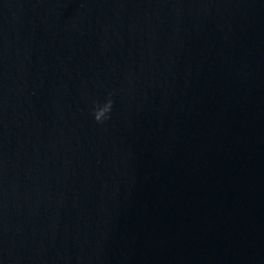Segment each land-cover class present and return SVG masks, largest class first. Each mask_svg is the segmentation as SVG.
Segmentation results:
<instances>
[{
  "label": "water",
  "instance_id": "1",
  "mask_svg": "<svg viewBox=\"0 0 264 264\" xmlns=\"http://www.w3.org/2000/svg\"><path fill=\"white\" fill-rule=\"evenodd\" d=\"M0 264H264V0H0Z\"/></svg>",
  "mask_w": 264,
  "mask_h": 264
},
{
  "label": "clouds",
  "instance_id": "2",
  "mask_svg": "<svg viewBox=\"0 0 264 264\" xmlns=\"http://www.w3.org/2000/svg\"><path fill=\"white\" fill-rule=\"evenodd\" d=\"M113 101L111 99V93L103 101V103L93 101L92 116L97 123H103L109 118V113L112 108Z\"/></svg>",
  "mask_w": 264,
  "mask_h": 264
}]
</instances>
